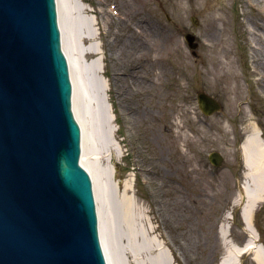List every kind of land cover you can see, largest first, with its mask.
Segmentation results:
<instances>
[{
	"label": "rangeland",
	"instance_id": "1",
	"mask_svg": "<svg viewBox=\"0 0 264 264\" xmlns=\"http://www.w3.org/2000/svg\"><path fill=\"white\" fill-rule=\"evenodd\" d=\"M79 2L86 8L75 12L72 5ZM69 5L72 29L87 35L84 23L91 20L97 35L84 42L72 35L69 54L112 263L119 264L120 256L123 264H221L229 254V264H257L254 255L264 257V199L253 211L249 233L240 214L239 184L252 189L254 182L238 145L254 134L264 141V11L258 10L264 0H69ZM119 11L135 29L144 30V23L154 29L147 60L140 59L152 76L134 86L147 89L146 95L131 91L130 79L114 77L123 67L120 41L131 38ZM186 32L194 35L196 47L187 44ZM74 40L83 47L93 42L100 53L84 58ZM93 55L102 69L96 78L84 66ZM122 86L127 95L118 97ZM198 91L218 99L221 108L203 114ZM100 105L110 118L108 136ZM213 150L223 157L220 166L208 160ZM124 181L131 188L124 189ZM126 201L130 221L124 219ZM227 222L229 235L223 237ZM249 234L258 238L256 246L235 255ZM162 252L166 263L159 260Z\"/></svg>",
	"mask_w": 264,
	"mask_h": 264
},
{
	"label": "water",
	"instance_id": "2",
	"mask_svg": "<svg viewBox=\"0 0 264 264\" xmlns=\"http://www.w3.org/2000/svg\"><path fill=\"white\" fill-rule=\"evenodd\" d=\"M58 41L54 0H0V264H111ZM196 100L205 115L221 107Z\"/></svg>",
	"mask_w": 264,
	"mask_h": 264
},
{
	"label": "bare ground",
	"instance_id": "3",
	"mask_svg": "<svg viewBox=\"0 0 264 264\" xmlns=\"http://www.w3.org/2000/svg\"><path fill=\"white\" fill-rule=\"evenodd\" d=\"M56 2V8H57V25H58V30H59V35H60V41H61V47L59 48V51L62 49V52L65 54L67 60H66V68H67V73L69 74V79H70V90H69V98H70V107H71V112L79 126V145H80V155H79V163L86 167L87 171L89 172L91 179H92V188H93V195L95 199V204L101 224V217L99 213V207H98V193H97V168L93 162H90L88 160V157L85 152V141L87 143V139H90V136L87 133H85V127L86 123L84 122L82 118V113L81 110H84L83 107L78 106L77 101H76V84H75V76H76V65L72 61L71 58V48H72V35L79 39L81 42H84L86 39L85 37L89 39H96L97 35L94 32V29L92 28V21L91 20H86L85 25H87L88 29V34L87 35H80L77 30H73L72 24H71V8L69 5V0H55ZM73 8L75 7L76 10L74 9L75 12L79 11H84L85 6L79 2V4H74L72 5ZM261 8V9H260ZM258 8L259 11H264V7ZM120 12V13H119ZM118 12V17L123 21L126 22L125 28L126 30H129L131 33L129 41L123 42L122 40L120 41L121 44V49L120 53H122L123 56V63L120 64L122 71L119 72V70L114 71V77H116L117 81H121L123 78L124 79H130L129 81L127 80V85L130 88L131 91H143V94H148V90L146 89V92H144L145 88L142 87H134L136 84H145L146 82H149L152 74H151V69L149 65L147 64L145 67L141 65V60H147V57H143L144 55H148V49H149V44L148 43L150 40H153L154 37V29L150 27L148 24H145V28L143 29H135L134 27L136 25H133L131 23L127 24V17H126V12L124 11H119ZM129 19V18H128ZM181 19V17H179ZM80 26H82L83 22L80 23ZM139 33V35H137ZM137 35V36H136ZM141 37L144 39L141 40ZM147 39V40H146ZM73 43L76 45V41L74 40ZM66 44V46H65ZM68 51H67V49ZM75 51L78 55L82 57H86L87 53H92V54H97L100 53L99 48L95 45V43H90L89 46L83 47L81 45H76ZM61 52V51H60ZM70 53V54H69ZM93 57L90 59L89 62L85 63L84 66L85 68H89L91 70V74L96 78L98 74L102 73V69L98 66V57ZM141 59V60H140ZM127 65L126 72L123 71V68ZM95 82V85L97 87V90L100 92V89L106 92V89L104 88V85L100 80L93 79ZM125 87L126 85L123 84ZM123 86L121 88L118 87L117 89V96L120 97V94L127 95V91L124 92ZM140 88V89H139ZM143 89V90H142ZM101 112V113H100ZM100 112L99 116L101 118V121H103L104 124V135L108 136V133L111 132V128L109 126L110 118L108 117V113L102 108L100 105ZM92 114H94L92 112ZM91 137L95 136L93 132L89 131ZM104 138V136H103ZM86 139V140H85ZM107 140V139H106ZM102 144L106 146L108 149H111L112 143L110 141H103L102 139ZM90 146V144H89ZM240 150L242 152V156L244 159V166L248 170V174L251 176V179L254 182V185H252V189H250L245 183H244V189H245V199L243 204L241 205L240 208V213H241V218L242 221L244 222V228L246 231L249 233L252 231L253 228V211L255 207L257 206L258 202L262 201L264 199V141L260 136L253 135L250 136L246 139L243 140L240 146ZM107 167L109 168V163L106 164ZM105 169H107L105 167ZM108 173V169L107 172ZM124 189L131 188V184L128 183L127 181L123 182ZM100 189H98L99 192ZM99 198V197H98ZM131 204L126 201L124 205L125 209V217L126 221H130L131 219V213L127 215V211L130 210ZM229 224L228 222L225 224L223 227L222 232H220L221 236H228L229 235ZM132 230V227L130 228ZM103 232V231H102ZM104 234L106 235V231L104 230ZM132 234V232H131ZM258 242V238L249 234V237L247 241L244 243L243 246H241L238 251L234 252L235 255H237L239 252L246 251V250H253V248L256 246L254 243ZM264 249V248H263ZM109 258H110V263H112L111 260V255L108 253ZM166 258L164 257V253L162 252L160 255L159 260L161 262L166 263ZM230 260V255L226 254L225 258L223 259L221 264H229ZM254 260L256 261L257 264H264V257L260 255L259 253H256L254 255ZM118 262L119 264H123V260L120 256H118ZM238 264V263H237Z\"/></svg>",
	"mask_w": 264,
	"mask_h": 264
}]
</instances>
